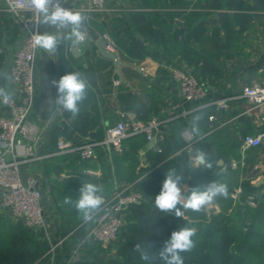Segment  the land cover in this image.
I'll return each mask as SVG.
<instances>
[{
	"label": "crops",
	"instance_id": "obj_1",
	"mask_svg": "<svg viewBox=\"0 0 264 264\" xmlns=\"http://www.w3.org/2000/svg\"><path fill=\"white\" fill-rule=\"evenodd\" d=\"M82 14L86 17L87 39L84 44L77 45V56L69 52L75 61L64 54L69 39L63 40L64 47L61 48L64 63H58V49L53 55L40 49L36 53L34 96L29 120L40 134L38 154L43 158L28 161L21 168L22 176L30 174L42 180L40 187L47 231L52 243L57 244L55 249H63L66 254L88 233L93 223H76L75 215L61 219L59 212L63 209L56 203L57 199L50 198L49 189L58 195H79L82 183L92 182L102 187V194H108L118 183L114 172L116 167L127 174L138 175L139 179L150 171L156 155L155 147L148 145L141 136L124 141L126 157H122V154L113 156L111 149L97 146L96 160L82 161L76 151L56 154L58 140H65L71 147L87 141L99 142L104 137L106 125L119 120L125 113H135L134 109L147 106L150 101L157 109L150 116L170 115L171 111L166 109V99L179 104L173 114L197 106V103L181 102L177 87L167 78L166 65L194 72L205 86L204 102L221 96L238 95L245 84L258 81L264 70V0H115L107 4L103 12ZM186 17H189L187 24L183 22ZM136 25L144 27L137 31ZM160 25L168 26L169 30H159ZM180 26H185L189 35L196 34L189 39L186 38L187 34L183 46L176 34ZM0 28V86H7L12 91L10 80L4 77H9L12 56L23 33L2 12ZM39 28L41 32H53V28ZM135 34L139 36L135 37ZM104 36L114 41L115 54L124 63L120 69L121 78L117 76L113 63L110 60L107 63L108 59L97 52L95 42ZM165 46L176 47L171 50L176 53L167 56ZM132 50L138 51V54L135 55ZM147 51H153L155 56L147 54ZM71 72H79L89 83L85 99L89 121L83 125L71 114H65L63 110L59 112L58 107L52 108L49 103L56 96V88L50 81ZM115 80L119 82L116 84ZM210 108H198L186 117L170 121L166 126L165 142L160 145L169 147L170 153H174L182 142L179 132L182 125L191 126L195 134L208 133ZM244 109L243 100L232 101L230 109L222 113L227 118H233L232 122L204 137L208 149L212 153H221L225 163L232 158L239 159L240 139L243 133L253 130L247 117H237ZM79 130H84L85 134H80ZM140 142L141 145L133 152ZM113 159H116L115 163ZM218 160L222 161L220 165L224 168L223 160ZM244 161L245 167L242 174L239 173L238 182L246 180L255 184L264 171V140L259 147L246 152ZM256 165L260 171L253 176L252 169ZM83 169L94 170L98 176L85 175ZM44 176L48 182H44ZM181 187L184 195H187V183H182ZM259 192L262 195L264 189ZM207 208L217 210L219 206L214 201ZM112 252L110 250L109 254ZM65 255L62 256L63 261ZM76 256L83 260L89 258L84 249Z\"/></svg>",
	"mask_w": 264,
	"mask_h": 264
},
{
	"label": "built area",
	"instance_id": "obj_2",
	"mask_svg": "<svg viewBox=\"0 0 264 264\" xmlns=\"http://www.w3.org/2000/svg\"><path fill=\"white\" fill-rule=\"evenodd\" d=\"M113 2L115 0H74L69 6L67 4L63 6L81 13H98L105 11L107 4ZM0 12L8 15L23 33L9 68L12 99L7 104L0 102V215L42 234L49 244L48 253L52 259L57 244L52 243L47 231L40 184L35 176L21 174V168L25 163L43 158L38 154L41 146L40 134L29 120L34 96V60L38 51L33 46V33L40 31L36 23L40 17L32 6V0H0ZM176 21L179 22L177 19ZM178 30L181 31L182 27H178ZM57 31L62 40L66 39L68 29L53 28V32ZM179 36L181 35L178 34ZM103 40L105 49L115 54L114 41L108 36H104ZM70 51L71 47L66 44L64 47L66 57ZM166 69L167 78L177 87L181 102L197 103V106L181 109L173 114L179 104H173L171 100L166 99V109L171 111L167 117L152 115L142 121L136 118L135 113L128 112L121 115L119 120L105 126L101 141H87L77 147H71L68 142L61 139L56 143V154L76 151L80 160L94 161L97 158L95 147L103 146L111 149L116 155H121L125 150L124 141L138 135L143 136L146 143L153 141L157 145L155 150L159 152V145L166 138V126L170 121L186 117L194 110L208 106L213 109V112L207 116V121L210 123L208 133L195 134L192 128L186 125L180 131L181 146L167 157L172 159L174 155L183 154L191 167H201L203 165L198 163L196 157L202 155L205 159V155L198 147L199 142L209 133L224 128L232 122L233 118H227L222 113L230 109L232 101L241 99L245 103V109L237 117L249 118L253 130L242 135L238 147L239 159H230L228 165L231 170H238L242 174L246 152L259 147L264 140V70L258 81L245 84L238 95L221 96L204 102L205 86L194 73L176 66L166 65ZM140 70L142 71L143 68ZM118 82V80L114 81L116 84ZM58 111L61 112L62 109L58 107ZM259 171V166H254L253 176L259 174ZM82 173L98 176L96 171L89 169H83ZM261 178H264V171L261 172ZM240 193L241 187L238 185L232 190L230 197L235 201ZM100 194L105 204L96 214L88 233L75 243L63 264H71L77 253L90 244L95 243L102 249L114 250L124 223L126 209L141 200V194L134 189L132 182L115 183L108 194ZM255 198L254 193L248 195L245 204L254 208Z\"/></svg>",
	"mask_w": 264,
	"mask_h": 264
},
{
	"label": "trees",
	"instance_id": "obj_3",
	"mask_svg": "<svg viewBox=\"0 0 264 264\" xmlns=\"http://www.w3.org/2000/svg\"><path fill=\"white\" fill-rule=\"evenodd\" d=\"M188 20L189 17H186L183 22L187 24ZM143 27L144 25L142 27L136 25V30L141 31ZM159 30L167 32L169 27L160 25ZM1 31L0 28V33ZM176 34L181 35L177 36L179 38L177 40L182 41V46L187 34L188 39L191 35L196 36L195 33L189 35L185 26ZM128 35L131 34L128 33ZM61 44L58 47V63L60 64L64 63L61 55L64 42ZM174 48L176 47L165 46L166 55L176 53L171 51ZM132 53L137 55L138 51L132 50ZM147 54L155 56L153 51H147ZM68 57L71 61L76 60L70 53ZM106 62L110 63L109 60ZM114 77L117 76L114 75ZM80 107L81 111L76 118L78 123L83 125L85 121H89L85 112V100ZM156 110V105L152 101L147 106L134 109L136 118L142 121L150 118L151 113L154 114ZM210 112H213L212 108ZM64 113L71 114L67 111ZM185 126L182 125L179 130L181 131ZM79 132L85 134L84 130ZM135 137H141V135L129 137L128 140ZM164 142L165 140L162 143ZM140 145L141 142L135 145L133 152H136ZM198 147L203 150L205 160L212 164L211 168L191 167L188 162L179 167L173 159H167L172 153L169 147L162 144L159 145V152L154 150L156 157L151 163L150 171L143 177L138 179V175L127 174L116 167L114 172L118 182H132L134 189L141 194V200L126 209L124 223L111 254H109L110 250L102 249L94 243L84 248L89 255L88 259H73L71 264H164L159 257V252L164 241L180 227L196 229V235L193 237L194 247L191 251L182 254L185 264H264V193L259 197L256 196L254 208L245 204L246 197L253 193L256 195L257 191L264 189V185L255 186L246 180L239 183V171L231 170L229 161L225 163L221 153H212L207 147L205 138L199 142ZM123 156H127L126 152L122 153ZM219 158L223 160L224 168L223 165L217 164ZM130 160L133 161V159ZM113 161L115 163L116 159ZM170 169H176V174L183 177L182 182H187V195L194 188L203 190L209 183L217 181L227 184L229 197L227 199L218 197L215 200L219 206L218 211H211L208 215L206 209L200 212L181 209L185 213L182 217L161 212L155 207L154 199L160 192L165 175ZM238 183L241 193L234 201L230 193ZM233 201L236 203L230 208ZM137 244L140 245L139 250L136 249ZM144 251L149 255L146 261L141 259V252ZM65 254L63 249L59 251L55 249L51 259L48 243L41 238L40 234L0 215V264H63L62 256ZM108 254L110 257L106 256Z\"/></svg>",
	"mask_w": 264,
	"mask_h": 264
},
{
	"label": "clouds",
	"instance_id": "obj_4",
	"mask_svg": "<svg viewBox=\"0 0 264 264\" xmlns=\"http://www.w3.org/2000/svg\"><path fill=\"white\" fill-rule=\"evenodd\" d=\"M67 0H32V6L40 19L36 22L39 27L68 29L65 37L74 44H84L87 39L86 17L79 11H73L63 5ZM63 42L60 33L50 31H35L33 33V46L43 50L49 55L56 53L59 45ZM5 80L10 77L5 75ZM56 88V96L50 99L52 108L59 107L63 111L71 113L76 118L81 111L80 105L86 99L89 83L86 77L79 72H71L63 75L58 80L50 81ZM13 93L7 86H0V102L7 104L12 99ZM199 164L211 168L212 164L207 162L202 155L196 157ZM183 177L176 174V169H170L162 183L160 192L155 196V207L164 213H172L175 217L184 216L185 210L200 212L206 206L212 204L218 197L227 199L229 197L226 183L213 181L203 190L194 188L188 195H184L181 182ZM101 186L92 182L82 183L78 198L73 201L66 197L65 204L73 205L79 214V218L85 224L95 221L96 214L101 211L105 201L100 193ZM196 229L193 227H180L173 231L159 252V257L164 264H185L183 253L191 251L194 247L193 237ZM140 249V245H136ZM141 259L148 260L147 252H141Z\"/></svg>",
	"mask_w": 264,
	"mask_h": 264
},
{
	"label": "water",
	"instance_id": "obj_5",
	"mask_svg": "<svg viewBox=\"0 0 264 264\" xmlns=\"http://www.w3.org/2000/svg\"><path fill=\"white\" fill-rule=\"evenodd\" d=\"M74 0H69L68 3H67V6H69ZM139 35L138 34H135V37H138ZM96 47H97V52L99 53V55L105 59H108L110 60L112 63H113V66L115 67L116 69V74L119 78H121V74H120V69L121 67L124 65V63L122 61H120L117 56L111 52H108L106 49H105V43H104V40L103 38H99L96 42ZM69 45L71 47V53L74 55V56H77L78 55V49H77V45L73 43V41L69 40ZM148 145H152L153 147H157V145L153 142V141H149L148 142ZM111 154L113 156H116V153H114L113 151H111ZM172 159L174 160V162L179 166V167H182L184 164H186V158L183 154H177V155H174L172 157ZM221 160H218L217 161V164L220 165L221 164ZM255 186H259V185H264V178H260L258 179L255 184ZM260 195V192L257 191L256 192V196L259 197ZM139 202V201H138ZM137 202V203H138ZM107 257H110V255H106ZM78 256L75 257V259H77Z\"/></svg>",
	"mask_w": 264,
	"mask_h": 264
},
{
	"label": "rangeland",
	"instance_id": "obj_6",
	"mask_svg": "<svg viewBox=\"0 0 264 264\" xmlns=\"http://www.w3.org/2000/svg\"><path fill=\"white\" fill-rule=\"evenodd\" d=\"M44 182H48V178L44 176ZM47 180V181H46ZM39 181V180H38ZM42 183V180L39 181V184L41 185ZM182 183H187V182H181ZM188 185V184H187ZM49 195H50V198H53V199H57L58 202L56 201V203H59L60 204V207L63 209V211L59 212V216H61V219H67L68 217H71V215H75V220H76V223H79L81 221V219L79 218V214L77 213L75 207L73 205H70V204H65L64 203V200L66 197H69L71 198L73 201H75L79 195H75V194H69V195H58V194H55L53 190H50L49 189ZM63 198V201L61 200ZM234 202V201H233ZM236 203V202H235ZM65 205V206H63ZM211 211H218L213 209V208H207L206 212H207V215L211 212ZM230 212V211H229ZM5 218V217H4ZM83 223V222H82ZM81 223V224H82ZM60 248L56 249L57 251H59ZM48 250H49V244H48ZM109 255V254H108Z\"/></svg>",
	"mask_w": 264,
	"mask_h": 264
}]
</instances>
